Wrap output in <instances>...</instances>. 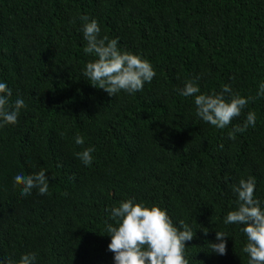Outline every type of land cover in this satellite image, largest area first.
<instances>
[{
	"label": "trees",
	"instance_id": "trees-1",
	"mask_svg": "<svg viewBox=\"0 0 264 264\" xmlns=\"http://www.w3.org/2000/svg\"><path fill=\"white\" fill-rule=\"evenodd\" d=\"M81 15L150 61L152 82L112 97L92 87L82 75L93 57L83 51ZM0 80L26 104L16 125L0 129V256L110 264L105 226L115 222L105 208L135 198L193 229L188 264H248L241 226L223 217L241 178L255 177L254 195L264 199V98L256 95L264 0H0ZM188 80L204 94L228 84L249 103L216 129L194 115L192 97L179 95ZM249 110L255 127L229 139ZM77 134L83 145L73 143ZM88 146L95 152L85 167L75 153ZM41 168L48 194L21 197L14 173ZM215 231L228 236L223 256L211 252Z\"/></svg>",
	"mask_w": 264,
	"mask_h": 264
},
{
	"label": "clouds",
	"instance_id": "clouds-1",
	"mask_svg": "<svg viewBox=\"0 0 264 264\" xmlns=\"http://www.w3.org/2000/svg\"><path fill=\"white\" fill-rule=\"evenodd\" d=\"M80 31L86 46L85 55L93 57L86 62L82 75L88 83L103 90L109 96L121 92L133 95L141 91L146 83L156 76L150 61L139 54L122 50L118 38L101 35V27L95 18L79 16ZM179 95L192 97L194 115L216 129H225L233 118L240 117L249 103V97L234 93L230 85L225 84L219 92L204 94L192 80L184 83ZM257 97L264 98V82L257 87ZM12 89L4 80H0V129L16 125L21 110L26 108L25 101L17 97L11 100ZM256 125V113L249 110L238 126L228 132L229 139H235L248 128ZM77 146L85 143L84 137L77 134L73 138ZM222 147V146H221ZM94 146L75 153L80 162L88 167L93 163ZM21 197L32 194L46 195L49 190V177L44 169L26 174L17 170L12 176ZM256 179L249 176L241 178L232 185L235 207L223 217L224 225H239L240 232L246 238L241 251L247 255L248 264H264V199L254 195ZM108 219L115 223H106L105 231L110 237L107 250L113 253L110 264H188L185 258L186 242L194 238L193 229L183 221L174 224L165 208L159 205H147L135 198L119 201L117 205L105 208ZM196 233V232H195ZM207 235L208 231H203ZM227 234L215 231V241L210 243L211 252L223 256L226 254ZM0 264H37L35 252L21 253L18 260L0 256Z\"/></svg>",
	"mask_w": 264,
	"mask_h": 264
}]
</instances>
